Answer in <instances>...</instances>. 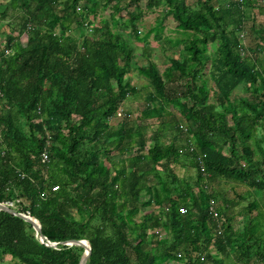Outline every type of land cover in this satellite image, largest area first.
I'll use <instances>...</instances> for the list:
<instances>
[{
	"label": "trees",
	"instance_id": "1",
	"mask_svg": "<svg viewBox=\"0 0 264 264\" xmlns=\"http://www.w3.org/2000/svg\"><path fill=\"white\" fill-rule=\"evenodd\" d=\"M255 5L0 0V25L9 27L0 46V204L37 220L58 244L46 247L31 224L0 210V264L7 256V264H79L84 249L61 246L73 240L90 243L87 264H264V48L248 52L240 39ZM167 22L176 37L164 34ZM13 31L26 34L25 46ZM151 35L164 55L180 50L162 71ZM132 41L142 44L140 65ZM134 72L149 87L141 117L125 107L137 93ZM166 125L176 135L162 136ZM182 158L194 180L175 173ZM218 179L252 189L237 229L229 209L238 202L219 206L223 194L209 189Z\"/></svg>",
	"mask_w": 264,
	"mask_h": 264
},
{
	"label": "rangeland",
	"instance_id": "2",
	"mask_svg": "<svg viewBox=\"0 0 264 264\" xmlns=\"http://www.w3.org/2000/svg\"><path fill=\"white\" fill-rule=\"evenodd\" d=\"M195 0H187L188 3H194ZM230 0H217V2L219 4H224L226 2H228ZM243 1V0H242ZM140 6L143 8L144 4L141 2ZM81 7V5H80ZM254 8V9H253ZM133 9V8H131ZM162 8H159L156 13H150L148 15H146L144 17V19L141 22L140 28L143 32L147 31L152 25L153 22L155 20V18H157V12H159V10ZM249 9V8H248ZM253 9V10H252ZM99 14V18L102 20L104 19H108L109 16V10H105V11H101L98 10ZM246 18L244 19V25L246 24V31L243 33H241V42L242 44H244V49L249 51H255L259 48V46H263L264 48V2H261L259 0H256V5L252 8H250L249 10H247L245 12ZM99 18L97 20H99ZM252 26V28H251ZM9 27L5 26V25H0V46H2L4 44V38H6L5 34H8L9 32ZM176 30V23L173 22H167L166 26H165V30H164V34L167 33V35L171 38H174L177 36V34L175 33ZM10 34V33H9ZM7 36V35H6ZM243 36V37H242ZM10 37L12 38H17V40L22 44V46L26 45V34H21L19 35L17 33V31H13V33L10 35ZM149 47L152 49L153 52V58L156 62V65L158 66L159 70L162 71L163 70V64L165 63L166 57L165 56H169V55H173V57L178 58L180 53L179 49H175V50H167L164 53L161 52L160 50V46L158 44L157 41H155L151 37L149 38ZM132 46L134 48V55H135V61L138 65L143 63V59H142V44L140 43H135L134 41H132ZM211 46V45H210ZM210 49L212 50V46L210 47ZM264 56V52L259 55ZM263 64H264V60H263ZM131 84L132 86L137 88V93L135 96L129 98V100H127V103L125 105L126 109L129 108V110H131L132 115L134 117H141L142 116V111H143V102L146 96L147 91H149V87L147 82L142 78V77H138L136 75V73L134 72L131 76ZM236 95H242L241 92L237 91L235 92ZM168 125H166V129L162 132V136L164 134L165 137L170 138L173 137V135L176 133H171L172 131H174V126L169 124V128L171 130V132L167 129ZM166 131H168V133H166ZM150 133V131H148V134ZM179 144H182V140L177 141ZM151 144V142L149 141L147 144V147ZM172 167L174 168L175 173L180 176V177H185L191 180H194L195 176H196V169L195 168H191L188 164V161L185 158H182L181 161L179 162L178 165H175ZM208 183V181H206V184ZM211 191L213 190V192H221L223 194V196L221 195L220 198L216 199L219 206L222 207H227V203H226V199L228 198L229 200L234 199L236 202H238L236 205H233L230 209L229 212L232 214V221L231 224L232 226L237 229L239 227H241V225L244 223L245 219H246V213H245V208L247 210V205L253 200V192L252 189H250L248 187L247 184H243V183H237L234 181H226V180H216L215 183H213L212 185H210L209 188ZM151 210V209H149ZM253 214V218H257L256 217V211L252 212ZM262 224V231H263V235H264V221L261 222ZM148 233L150 234L151 232L148 231ZM160 240H165V241H170L171 240V234H167L166 236H162V238ZM263 240H264V236H263ZM160 252L159 250L156 251V253ZM10 257H5V259L3 258L1 260L2 264H7V262L10 260ZM186 259H183L181 261V263L179 262V264H183L185 263ZM234 261L233 257L227 258L224 261V264H232ZM173 264V263H170Z\"/></svg>",
	"mask_w": 264,
	"mask_h": 264
},
{
	"label": "water",
	"instance_id": "3",
	"mask_svg": "<svg viewBox=\"0 0 264 264\" xmlns=\"http://www.w3.org/2000/svg\"><path fill=\"white\" fill-rule=\"evenodd\" d=\"M0 210L3 212L8 213L9 215H14L17 216L21 219H23L25 222L31 224V227L33 228V230L35 231L36 234H39V240L41 243H43L46 247L52 248V249H57L58 244L57 243H51L49 241L46 240L45 236L42 234L41 231V226H39L40 224L38 223L37 220L17 213L15 212L13 209L5 206L4 204H0ZM68 246V247H73V246H78V247H82L84 249L83 255L81 257V260L79 262V264H87V262L89 261L90 255H91V247H90V243H88L87 241H66L61 243V246Z\"/></svg>",
	"mask_w": 264,
	"mask_h": 264
},
{
	"label": "built area",
	"instance_id": "4",
	"mask_svg": "<svg viewBox=\"0 0 264 264\" xmlns=\"http://www.w3.org/2000/svg\"><path fill=\"white\" fill-rule=\"evenodd\" d=\"M236 1L241 2L242 0H236ZM2 97H3V94H2V92L0 90V99H2ZM186 142H187L188 150L192 151L194 149L193 142H190L189 140H187ZM48 160H49L48 153H47V151H44L43 154H42V163H46V162H48ZM196 161L198 163L199 170L201 172H203V175L205 176V172H204L205 171V165H204V162H203V158L198 155L196 157ZM53 189L55 190L56 187H54ZM4 205L7 206V207H11L12 206V204H4ZM216 209H217L216 202L214 200H210V202H209V212L212 214V216L214 218H217V216H218ZM179 212L181 214H185L187 212V210L184 207H181L179 209ZM153 233L156 234V235H159L160 231L159 230H155V231H153Z\"/></svg>",
	"mask_w": 264,
	"mask_h": 264
},
{
	"label": "crops",
	"instance_id": "5",
	"mask_svg": "<svg viewBox=\"0 0 264 264\" xmlns=\"http://www.w3.org/2000/svg\"><path fill=\"white\" fill-rule=\"evenodd\" d=\"M254 9V8H253ZM252 9V10H253ZM247 24V23H246ZM246 24L244 25V23L242 24V32L241 33H243V35H244V32L246 31ZM251 28H252V26H251ZM242 35V34H241ZM243 37V36H242ZM204 177H207L206 175L204 176ZM7 257H10V256H7ZM179 257H180V255H179ZM4 259H5V257H4ZM10 259V258H9Z\"/></svg>",
	"mask_w": 264,
	"mask_h": 264
}]
</instances>
